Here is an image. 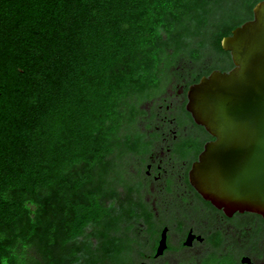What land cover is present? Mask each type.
Here are the masks:
<instances>
[{
    "label": "trees",
    "instance_id": "obj_1",
    "mask_svg": "<svg viewBox=\"0 0 264 264\" xmlns=\"http://www.w3.org/2000/svg\"><path fill=\"white\" fill-rule=\"evenodd\" d=\"M261 1L0 0V264L128 253L143 106L233 68Z\"/></svg>",
    "mask_w": 264,
    "mask_h": 264
},
{
    "label": "flooded vegetation",
    "instance_id": "obj_2",
    "mask_svg": "<svg viewBox=\"0 0 264 264\" xmlns=\"http://www.w3.org/2000/svg\"><path fill=\"white\" fill-rule=\"evenodd\" d=\"M194 84L188 89L172 84L143 106L147 114L139 128L150 148L129 170L141 191L134 197L138 212L125 225L130 249L118 261L97 264H264V217L249 212L228 215L191 184L193 164L205 144L214 140L186 110ZM96 243L97 256H104L101 240Z\"/></svg>",
    "mask_w": 264,
    "mask_h": 264
},
{
    "label": "water",
    "instance_id": "obj_3",
    "mask_svg": "<svg viewBox=\"0 0 264 264\" xmlns=\"http://www.w3.org/2000/svg\"><path fill=\"white\" fill-rule=\"evenodd\" d=\"M222 40L233 68L188 90L186 110L214 138L190 171L198 193L228 215L264 217V1Z\"/></svg>",
    "mask_w": 264,
    "mask_h": 264
},
{
    "label": "rangeland",
    "instance_id": "obj_4",
    "mask_svg": "<svg viewBox=\"0 0 264 264\" xmlns=\"http://www.w3.org/2000/svg\"><path fill=\"white\" fill-rule=\"evenodd\" d=\"M170 91H171V89H170ZM169 91V93L166 95L167 97H170L172 94H171V92ZM174 100V98L173 99H171V101H173ZM148 107V109L150 108L149 106H147Z\"/></svg>",
    "mask_w": 264,
    "mask_h": 264
}]
</instances>
